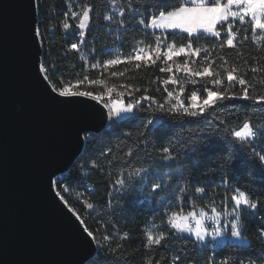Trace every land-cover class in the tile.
Segmentation results:
<instances>
[{
  "label": "snow or ice",
  "instance_id": "6c2138e0",
  "mask_svg": "<svg viewBox=\"0 0 264 264\" xmlns=\"http://www.w3.org/2000/svg\"><path fill=\"white\" fill-rule=\"evenodd\" d=\"M27 8L29 15H47L49 23L43 32L35 21L21 27L23 54L51 104L81 107L73 120L77 150L81 142L96 143L93 114L114 129L124 123L135 129V134L120 133L118 143L96 149L99 154L81 165L89 169L87 176L95 171L112 177L102 202L85 200L84 209L100 221L101 214L124 211V197L128 204L143 197L152 205L151 212L159 214L158 223L155 218L145 220L143 252L140 248L128 252L124 245L132 239L129 232L116 230L98 239L100 229H92L62 194L70 189L56 191L86 244L95 243L99 264H134L138 254L141 264H264V191L240 183L246 174L264 184V0H106L99 12L91 0H63L62 6L28 0ZM57 27L63 39L75 38L63 48V57L78 54L83 68L103 70L99 78L77 74L74 81L54 79L58 62L51 51L42 50L46 34L54 39ZM93 29L104 36L89 40ZM130 35L134 37L130 51L121 55L118 49ZM109 37L111 46H102L100 53L115 55L96 59V44ZM202 39L212 43L200 46ZM226 50L235 53L232 60ZM119 64L136 71L158 67L168 75L151 83L162 84L166 95L157 99L147 87L141 90L130 83L109 85L104 72ZM197 84L199 88L185 94L187 85ZM126 96L131 99L126 101ZM238 101L243 103H234ZM157 112L168 121L144 115ZM201 162L205 164L201 175L211 173L207 180L191 170ZM60 183L56 181L57 188ZM186 205L190 210L185 211ZM247 223L255 224L252 236L259 247L246 235ZM110 224L101 222L104 228ZM183 242L192 244L198 254L190 256L186 247H178ZM170 249L171 256L160 255ZM205 252L212 254L205 257Z\"/></svg>",
  "mask_w": 264,
  "mask_h": 264
},
{
  "label": "water",
  "instance_id": "95a60500",
  "mask_svg": "<svg viewBox=\"0 0 264 264\" xmlns=\"http://www.w3.org/2000/svg\"><path fill=\"white\" fill-rule=\"evenodd\" d=\"M27 2L0 0V264H87L96 245L86 244L55 197L56 178L85 149L74 143L82 109L51 104L37 85L19 36L22 26L38 22ZM90 123L93 134L109 125L95 114Z\"/></svg>",
  "mask_w": 264,
  "mask_h": 264
},
{
  "label": "trees",
  "instance_id": "16d2710c",
  "mask_svg": "<svg viewBox=\"0 0 264 264\" xmlns=\"http://www.w3.org/2000/svg\"><path fill=\"white\" fill-rule=\"evenodd\" d=\"M52 3L63 5V0H50ZM96 6L97 12H99L102 8V6L106 3V0H91ZM44 4V0H42V5ZM60 17H57L56 20L58 21ZM38 23L40 24L41 31H44V27L47 23H49V18L47 15H39L38 14ZM93 36H104L103 31H98L96 29H93V32L88 36L89 40L93 39ZM139 38V37H136ZM133 35H130L127 40L125 41V44L122 45L118 51L121 55H126L130 51V45L133 42ZM171 39V37H170ZM74 37H69L67 40L63 39L61 30L59 27H57L54 39L52 36L47 35L45 36V47L43 49V52L47 54L48 52H52L53 57L58 62V68L59 71L56 72V76L54 79H63L65 81L68 80H75L77 77V74L80 76L88 75L91 79H96L101 76V72H103L102 69H85L83 68V62L79 59L78 54L72 53L68 58L63 57V48L66 47L68 43L74 42ZM176 43H181V37L177 36L175 37ZM111 38H103L101 40V43L96 44L97 53L96 59H108L112 58V56L115 55V53H112L110 55H104L103 53H100V49L104 45L111 46ZM211 41H204L203 39L198 42L200 46H207L211 44ZM49 44L52 45V48H49ZM248 49L244 50L245 56L248 55ZM84 52L87 53V49H84ZM226 55L229 60H232L235 56V53L232 52V50H226ZM91 60L92 58L89 57ZM180 59L183 60V57ZM94 62V61H93ZM159 63V62H158ZM112 71L116 72H125V75L123 77L117 76V77H111L110 73ZM168 74L160 73L158 67H151L148 69H141L139 71H136L133 69L131 65L128 64H119L116 66H112L108 69L107 72H104V78L108 79L109 85L112 84H132L136 87H140L141 90L143 88L147 87L149 89L148 94L155 95L157 99H160L162 95H166V93H163V85L162 84H153L151 83L152 80H154L156 77L166 78ZM170 88L172 86H169ZM200 85H187L186 86V95H190L191 91L195 88H199ZM160 88L161 91L157 92L156 89ZM142 93L138 92L135 93L137 97H139ZM126 100H130L131 97H125ZM147 104V102H144ZM234 103H243V102H234ZM148 118L152 119H161L162 122H167L168 117L163 116L161 117L160 113H155L154 115L144 114ZM110 124V122H109ZM125 131H133L135 134V129L132 124L130 123H124L120 126L119 129H114L112 127H108L102 131L100 134H93V139L96 141L95 144L89 143L87 146H85V149L83 153L79 156L77 161L73 164V166L66 171L65 173L59 175L56 178V181H60V187L57 188L56 181H55V187L57 191H60L64 188H69L70 190L67 192H62L63 195H65V198L68 200L69 204L73 205L77 208L78 211L81 212V214L84 216V219L87 221L89 226L92 229L99 228V232L96 233L97 238H101L102 235L107 234H114L116 230H119L121 232L127 231L130 233L132 239L125 242V249L128 252H131L134 249L140 248L141 253L143 252L142 249V243H143V233L142 230L145 227V220L151 221L153 218L156 219V222H159V214L158 213H152L151 208L152 205L147 201L144 200L143 197H137L136 202L134 204H128L125 203V201H128V197H124V199L121 201V206L125 209L124 211H118L115 215H104L101 214V220L97 221L92 218H90L88 211L84 209L83 204L85 200H89V202L94 203H101L103 198L106 195V192L109 190L110 187V181L112 177H109L107 173H100L93 171L90 176L85 175L84 173L88 171L89 169L87 167L82 168L81 165L85 164V161L89 160L90 158H95L99 153L95 151L96 149H100L104 146H114L116 143H118L119 140V134L123 133ZM155 135V132H153V136ZM194 161L197 159L196 157L192 158ZM205 168V164L203 162L200 163L198 167H191V170L194 174V176L199 177L203 180H207L210 178L211 173H208L207 175H201L202 170ZM113 174L115 173V169H112ZM255 180V183H251L250 181ZM241 184H247V187L250 189H256L260 191H264V184H260L258 177H250L245 174V179L240 181ZM79 194L80 199L77 200V195ZM204 203H208V200H204ZM217 202H219L217 200ZM197 203H200V201H197ZM190 210L189 206H185V211ZM93 215H96L93 213ZM102 221H110L111 224L108 228H104L101 226ZM114 225V227L112 226ZM246 227L248 229V232L246 235H249L250 239H252L254 247H259L260 245L256 244L254 237L252 234L255 232V224L254 223H247ZM194 239V237L192 238ZM116 241H113V247H115ZM178 247H186L188 254L191 255H197L195 247L187 242H183L182 244L178 245ZM212 246L209 245V248ZM231 249L224 248V252H228ZM103 254V250H101V255ZM173 251L170 249L167 252L161 251L160 255L163 256H171ZM211 252H205L203 255L207 257L208 255H211ZM159 258V257H157ZM142 255L138 254V258L134 261V264H141ZM87 264H99V258L97 254L89 261Z\"/></svg>",
  "mask_w": 264,
  "mask_h": 264
},
{
  "label": "rangeland",
  "instance_id": "374dc122",
  "mask_svg": "<svg viewBox=\"0 0 264 264\" xmlns=\"http://www.w3.org/2000/svg\"><path fill=\"white\" fill-rule=\"evenodd\" d=\"M181 58V57H180ZM178 58L179 61H183L182 59ZM178 75H182V74H178ZM127 101V100H126ZM183 235H187V234H183Z\"/></svg>",
  "mask_w": 264,
  "mask_h": 264
},
{
  "label": "built area",
  "instance_id": "2783aa9c",
  "mask_svg": "<svg viewBox=\"0 0 264 264\" xmlns=\"http://www.w3.org/2000/svg\"><path fill=\"white\" fill-rule=\"evenodd\" d=\"M41 4H42V0H41ZM208 224H209V226H210V222H207Z\"/></svg>",
  "mask_w": 264,
  "mask_h": 264
}]
</instances>
